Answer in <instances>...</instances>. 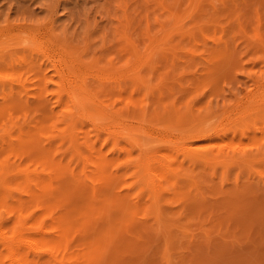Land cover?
Listing matches in <instances>:
<instances>
[{"label":"rangeland","instance_id":"374dc122","mask_svg":"<svg viewBox=\"0 0 264 264\" xmlns=\"http://www.w3.org/2000/svg\"><path fill=\"white\" fill-rule=\"evenodd\" d=\"M72 210L41 264H264V0H0V264Z\"/></svg>","mask_w":264,"mask_h":264},{"label":"bare ground","instance_id":"6f19581e","mask_svg":"<svg viewBox=\"0 0 264 264\" xmlns=\"http://www.w3.org/2000/svg\"><path fill=\"white\" fill-rule=\"evenodd\" d=\"M99 108H101L102 109V111H104L103 109H105V107H99ZM106 109H108V108H106ZM110 110H107V112H105L104 114H106V113H110L111 114V111L109 112ZM103 113V112H102ZM112 115V114H111ZM110 116V115H109ZM106 117V116H105ZM121 117V116H120ZM107 118V117H106ZM95 119V118H94ZM123 119H124V117H123ZM122 119V120H123ZM99 120V119H98ZM93 121V120H92ZM95 121H96V119H95ZM109 121V120H108ZM99 122V121H98ZM105 122V121H104ZM110 122V121H109ZM117 122V121H116ZM119 122V121H118ZM97 123V122H96ZM99 123H101V122H99ZM113 123V120L111 121V124ZM114 123H115V121H114ZM114 123L112 124V125H114ZM124 124V123H123ZM98 125V124H97ZM118 125V124H117ZM99 126V128H101L100 126H101V124L100 125H98ZM97 126V127H98ZM103 126V125H102ZM122 126V125H121ZM120 126V127H121ZM96 127V128H97ZM108 127V126H107ZM114 127V126H113ZM119 127V128H120ZM124 127V126H123ZM98 128V129H99ZM118 128V127H117ZM122 128V127H121ZM102 129V128H101ZM104 129V128H103ZM102 129V130H103ZM114 129H115V127H114ZM123 129V128H122ZM100 130V129H99ZM107 130H110L109 128H107ZM114 130H112L111 132H113ZM116 131V130H115ZM108 132V131H107ZM119 132H121L120 130H119ZM109 133H110V131H109ZM115 132H113L112 134H114ZM208 134H210V133H207L206 134V136L208 135ZM191 135V134H190ZM189 135V136H190ZM120 136V135H119ZM118 136V137H119ZM122 136V135H121ZM125 137V136H124ZM197 137L199 138V135H197ZM190 138H191V136H190ZM198 138H196V140H198ZM201 138V137H200ZM205 138V137H204ZM188 139V138H187ZM186 139V140H187ZM191 139H194V138H191ZM189 140V141H192V140ZM110 140H112V138L110 139ZM109 140V141H110ZM113 140H115V139H113ZM111 141V142H114V141ZM121 140V139H120ZM195 140V139H194ZM131 142H132V140H130ZM139 141H141V140H139ZM188 141V140H187ZM205 141V140H204ZM116 142V141H115ZM130 142V143H131ZM142 142V141H141ZM186 142V141H185ZM119 145V144H118ZM137 148H138V146H137ZM83 149V148H82ZM139 149V148H138ZM216 152V151H215ZM94 153V152H93ZM92 153V154H93ZM93 156V155H92ZM209 156V155H208ZM91 158H93V157H91ZM208 158V157H207ZM243 158V157H242ZM89 159H90V157H89ZM210 159V158H209ZM87 160V159H86ZM85 160V161H86ZM226 160V159H225ZM232 160V159H231ZM144 161H146V160H144ZM89 162H91L90 160H89ZM87 163H88V160H87ZM85 164V163H84ZM89 164V163H88ZM87 164V165H88ZM81 165H83V164H81ZM142 167V166H141ZM90 169V168H89ZM148 171H150V170H148ZM84 175H86V174H84ZM90 175V174H89ZM83 176V175H82ZM137 177V176H136ZM82 178V177H81ZM83 179V178H82ZM86 178L84 177V180H85ZM157 177L156 176H154L153 174H151V177H150V179L148 180V182L149 183H151V185H153V183L155 182V181H157ZM30 181V180H29ZM32 181V180H31ZM151 181V182H150ZM85 182V181H84ZM145 182V181H144ZM31 183V182H30ZM89 183V182H88ZM91 184V183H90ZM112 184H113V182H112ZM125 184V183H124ZM124 184H122L123 186H124ZM35 185V184H34ZM94 185V184H93ZM121 185V184H120ZM159 185V184H158ZM35 187H36V185H35ZM93 187V186H92ZM96 187V186H95ZM98 188H99V186H97ZM113 187H115L114 186V184H113ZM120 187H122V186H120ZM132 187H134V186H132ZM145 187L147 188L148 187V185H147V183L145 182ZM104 188H107V187H104ZM116 188V187H115ZM152 188V187H151ZM111 189H114V188H112L111 187ZM121 189H123V188H121ZM125 189H129V188H125ZM130 189H132V188H130ZM92 190V189H91ZM99 190V189H98ZM115 190V189H114ZM116 190H118L117 188H116ZM119 190H120V188H119ZM134 190V189H133ZM160 190V191H159ZM152 189V191H151V193H152V195H151V201H152V205H153V209L155 210V211H159L158 210V208H159V206H157V204H158V201H159V199H160V194H161V192L163 191V189ZM68 191V190H67ZM124 191H126V190H124ZM123 191V192H124ZM135 192H137L136 190H134ZM6 192V191H5ZM5 192H2L1 191V193H5ZM114 192V191H113ZM119 191H115V193H117V195L118 194H120V192H122L121 190H120V192L118 193ZM134 192V193H135ZM69 194H70V199L72 200V197H73V195L70 193V191L68 192ZM103 193V192H102ZM127 193H129V191L127 192ZM7 194V193H6ZM124 194H126L125 192H124ZM129 194H131V193H129ZM133 194V193H132ZM136 194V193H135ZM72 195V196H71ZM109 195V194H108ZM127 195V194H126ZM130 196V195H129ZM132 196V195H131ZM83 198V195L81 196V195H79V197H78V199H77V203H79V205L81 206V208H84V209H86L88 206H87V204L85 203V201L82 199ZM129 197H127V199H128ZM134 198V197H133ZM113 199V198H112ZM69 200V199H68ZM146 200V199H145ZM129 201V200H128ZM143 201V200H142ZM127 202V201H126ZM130 203H131V201H129ZM136 202V201H135ZM73 203H75V201L73 202ZM114 203H117L116 201L115 202H113V204ZM133 203H134V201H133ZM159 205V204H158ZM87 206V207H86ZM86 207V208H85ZM115 207V206H114ZM117 207H118V205L116 206V209H117ZM73 208V207H72ZM75 208H77V210H79V208L78 207H75ZM71 209V208H70ZM88 209V208H87ZM122 210V209H121ZM39 211V210H38ZM115 211H117V210H115ZM75 212V211H74ZM83 212V211H82ZM71 213H73V210H72V212H70V213H68L67 215L65 214V216L59 221V227L60 228H58L57 229V231H58V233H46L45 235H47L46 237H38L39 236V234L37 233V238H31V241L29 240L28 241V244L27 245H29V248L30 249H32V251H34L36 254H37V256H36V259L38 260V262L41 264V263H43V261H44V259H47V258H45L46 257V255H49L53 260H55L56 259V252H55V250H53V249H51L50 248V246H55L56 248H58V247H60L64 242H66L67 241V234L68 233H70L71 231H72V228L70 227V224H69V221H71L70 219H71ZM71 214V215H70ZM79 214V213H78ZM122 214V213H121ZM70 215V216H69ZM74 216V214L72 215V217ZM33 216L30 218L31 219V221H29L28 220V223H32L33 224ZM75 218V217H74ZM111 219H113V218H111ZM52 220H54V219H52ZM76 220V219H75ZM47 221V220H46ZM41 222V221H40ZM45 222V221H44ZM76 223V222H75ZM7 224V223H6ZM27 224V223H26ZM25 224V225H26ZM77 224H79V223H77ZM76 224V226H79V225H77ZM20 225H21V223H20ZM23 225V224H22ZM25 225L24 226H21V227H25ZM34 225V224H33ZM27 227H28V225H26ZM44 226V225H43ZM6 227V226H5ZM74 227V226H73ZM29 228H30V226H29ZM36 228V227H35ZM54 228V227H53ZM27 229V228H26ZM6 230V229H5ZM23 230V229H22ZM24 230H25V228H24ZM52 230H54V229H52ZM56 230V229H55ZM1 231V230H0ZM3 231H4V229H3ZM6 231H8V230H6ZM29 231H30V229H29ZM32 231V230H31ZM102 231H103V229H102ZM106 231V230H105ZM24 232H26V231H24ZM37 232V231H36ZM27 233V232H26ZM72 233V232H71ZM36 234V233H35ZM41 234V233H40ZM1 236L3 237V241H4V243L2 242V244H4V249H5V251L6 250H8L11 254L14 252L15 253V251H17V249L22 245V243H19L17 240H16V242H15V239H14V241H13V238H11V237H9V236H7V234L6 233H2L1 234ZM26 236V235H25ZM26 238V237H25ZM21 239H23V238H21ZM105 239V238H104ZM26 240H27V238H26ZM23 241L25 242V239H23ZM22 242V241H21ZM105 242V241H104ZM3 245H1V247H2ZM107 246V245H106ZM85 247H86V244H85ZM103 247V246H102ZM3 248V247H2ZM23 248V247H22ZM55 248V249H56ZM3 249V250H4ZM101 249V248H100ZM2 250V251H3ZM18 251H19V249H18ZM17 251V252H18ZM87 251H90V252H92L91 251V249L90 250H87ZM58 252H59V250H58ZM19 253V252H18ZM63 253V252H62ZM87 253V252H86ZM29 254V253H28ZM73 254H75V253H73ZM14 255L15 254H13V259H14ZM30 255V254H29ZM85 255V254H84ZM16 256V255H15ZM62 256V255H61ZM28 258V257H27ZM19 258L17 257V260H18ZM26 259V258H25ZM16 260V261H17ZM19 261H21V260H19ZM18 262V261H17ZM21 263V262H20ZM22 263H23V261H22ZM37 263V262H36ZM25 264V263H24Z\"/></svg>","mask_w":264,"mask_h":264}]
</instances>
